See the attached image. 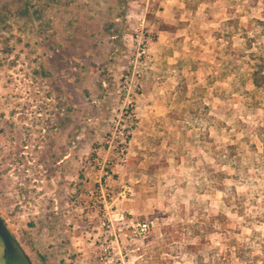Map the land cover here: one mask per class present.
Instances as JSON below:
<instances>
[{
  "label": "rangeland",
  "instance_id": "1",
  "mask_svg": "<svg viewBox=\"0 0 264 264\" xmlns=\"http://www.w3.org/2000/svg\"><path fill=\"white\" fill-rule=\"evenodd\" d=\"M132 1L0 0L2 217L34 264H264V0ZM177 1L210 19L235 86L203 100L214 120L191 160L141 164L148 53L123 161L111 131L132 18Z\"/></svg>",
  "mask_w": 264,
  "mask_h": 264
},
{
  "label": "crops",
  "instance_id": "2",
  "mask_svg": "<svg viewBox=\"0 0 264 264\" xmlns=\"http://www.w3.org/2000/svg\"><path fill=\"white\" fill-rule=\"evenodd\" d=\"M131 1L128 8L135 6ZM195 10L177 1L153 9L152 19L148 17L160 38L150 49L145 70L143 126L135 147L141 164L163 159L165 152V161L181 165L185 159L179 154L181 147L188 150L185 157L196 149L202 126L198 122L214 120L212 107L203 113V100H219V90L230 91L235 86L229 73L219 76L212 50L213 24L202 16L200 6ZM123 19L116 21L123 24Z\"/></svg>",
  "mask_w": 264,
  "mask_h": 264
},
{
  "label": "built area",
  "instance_id": "3",
  "mask_svg": "<svg viewBox=\"0 0 264 264\" xmlns=\"http://www.w3.org/2000/svg\"><path fill=\"white\" fill-rule=\"evenodd\" d=\"M150 0L147 1L146 9ZM163 1V0H162ZM131 43L128 54V61L123 75L118 84L119 100H121L119 114L114 123L112 141L117 139L114 148L121 159L128 158L135 130L141 123V116L137 107V100L143 91V68L145 59L149 53L150 46L155 44L160 37L157 29L148 25L147 13H140L132 18V31L129 36ZM132 227L137 234H145L149 225L146 222L132 221Z\"/></svg>",
  "mask_w": 264,
  "mask_h": 264
},
{
  "label": "water",
  "instance_id": "4",
  "mask_svg": "<svg viewBox=\"0 0 264 264\" xmlns=\"http://www.w3.org/2000/svg\"><path fill=\"white\" fill-rule=\"evenodd\" d=\"M0 264H34L0 212Z\"/></svg>",
  "mask_w": 264,
  "mask_h": 264
}]
</instances>
